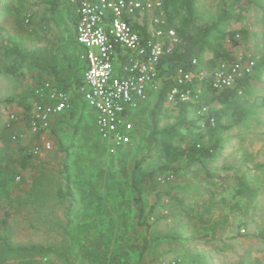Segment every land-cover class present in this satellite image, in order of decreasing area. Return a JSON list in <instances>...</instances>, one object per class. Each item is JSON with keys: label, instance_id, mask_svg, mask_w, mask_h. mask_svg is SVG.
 Wrapping results in <instances>:
<instances>
[{"label": "rangeland", "instance_id": "374dc122", "mask_svg": "<svg viewBox=\"0 0 264 264\" xmlns=\"http://www.w3.org/2000/svg\"><path fill=\"white\" fill-rule=\"evenodd\" d=\"M223 1L200 0L199 7L207 16L217 13ZM234 11L241 19L225 29H245L247 37L235 47L226 43L235 59L257 63L264 59V0H242ZM12 59L0 55V67ZM250 85L245 104L255 103L256 112L226 134L221 154L190 169L177 163V174L156 175L150 191L139 197L132 188L137 163L148 171L160 161L152 152L149 113L154 101L135 118L131 143L116 152L95 129H82L79 114L59 137L51 135V150L23 165L26 153L6 123L12 109L22 111L20 97L28 89L20 90L23 84L14 73L1 71L0 237L14 246H39L31 256L41 264H155L180 257V264H264V241L254 237L264 226L263 170L257 171L260 194L255 201L236 195L238 177L264 163V71ZM181 119L177 103L168 101L161 125ZM187 121L193 126L177 124L180 135L174 142L205 143L201 115L191 109ZM246 154L250 158L240 165ZM94 196L91 212L97 213L90 216L84 207Z\"/></svg>", "mask_w": 264, "mask_h": 264}, {"label": "built area", "instance_id": "2783aa9c", "mask_svg": "<svg viewBox=\"0 0 264 264\" xmlns=\"http://www.w3.org/2000/svg\"><path fill=\"white\" fill-rule=\"evenodd\" d=\"M77 15L76 37L86 62L80 92L95 111V127L111 152L131 143L135 118L145 111L161 89L158 71L161 57L178 42L174 29H163V0H69ZM255 60L237 58L221 63L212 73L217 89L234 87L238 79L253 73ZM204 77L207 73L197 74ZM179 84L194 74L179 71ZM181 87V86H180ZM174 88L169 102H192L200 115V88ZM71 95L45 80L32 88L22 111L9 112L7 129L14 142H21L32 157L52 149L49 130L54 116L70 107ZM25 126V129L21 128ZM157 264H180L179 260Z\"/></svg>", "mask_w": 264, "mask_h": 264}, {"label": "trees", "instance_id": "16d2710c", "mask_svg": "<svg viewBox=\"0 0 264 264\" xmlns=\"http://www.w3.org/2000/svg\"><path fill=\"white\" fill-rule=\"evenodd\" d=\"M241 1L232 0L228 3L224 0L217 13L205 16L206 14L199 7L200 0H163L165 17L161 27L167 30L174 29L178 42L170 53L161 57L157 65L162 85L152 100L155 103L149 115L150 127L155 134L152 152L160 158V161L156 169L148 171H143L141 162L137 163L136 170H139V173L133 177L132 188L139 194V197L150 191L149 186L152 185L156 175L162 173L177 174L179 169L175 166L181 161L184 162L186 168L190 169L195 165H202L214 160L225 147L226 134L233 127L249 120L256 112L257 105L251 103L248 106L245 101L247 100L246 97L252 93L251 79H260L264 71L263 58H260L257 63L255 61L254 70L257 71L256 74L254 75L253 71V73L241 77L234 87L220 90L213 85L212 73L217 67L223 62L231 63L237 60L233 57L232 49L226 40H229L231 46L235 47L240 44V38L247 37V30L245 29H225L231 20L241 19V14L234 11L235 5H239ZM33 20V15L27 13L23 16L22 22L28 26L33 24ZM5 50L6 54L3 59L10 60L13 57L11 63L5 62L7 72H17L18 64L22 63V59H25V53L20 46H12ZM180 70L193 73V80H186L179 84L178 74ZM199 72L207 73V75L200 77L197 75ZM190 86L200 88V107H207V111L201 115L204 121L203 136L206 138V142L182 146L174 142L175 138L180 135L177 124H182L185 128L193 126L194 122H188L187 118L189 111L195 105L192 102L178 101L181 121L173 125H161L160 120L171 91L176 87L186 89ZM71 112L69 118L73 121L72 119L77 116V109L74 108ZM196 127L198 128V126ZM97 135L103 141L98 133ZM16 143L26 153L22 159L23 165H26L28 158L32 156L25 145H22L21 142ZM249 158L250 156L246 154L240 165H245L246 159ZM252 170L254 171L253 174L249 168H246L243 174L238 177L236 195L255 201L260 194L257 171L263 170L264 173V163H258ZM254 237L264 241V226L258 229ZM38 249L40 247L37 245L31 247L14 246L5 238L0 237V264H41L31 256L32 253L38 252ZM177 260L181 263L183 258L180 257Z\"/></svg>", "mask_w": 264, "mask_h": 264}, {"label": "crops", "instance_id": "0c3cea01", "mask_svg": "<svg viewBox=\"0 0 264 264\" xmlns=\"http://www.w3.org/2000/svg\"><path fill=\"white\" fill-rule=\"evenodd\" d=\"M27 13L34 19L28 26L22 22ZM76 25L77 15L69 0H0V55L4 57L5 49L12 46H20L25 53V59L14 72L17 81L23 84L20 90L28 89L20 97L22 105L29 99L32 88L45 80L54 82L71 95L70 108L53 118L50 139L51 135L56 138L66 130L74 108L77 116L80 114L82 129L96 131L95 111L87 106L80 92L86 62L82 58L84 48L76 37ZM6 65L0 67V72H7ZM83 107L85 111L81 112ZM95 200L96 196L89 198L90 207L85 203L84 208L90 216L97 213L91 212Z\"/></svg>", "mask_w": 264, "mask_h": 264}]
</instances>
